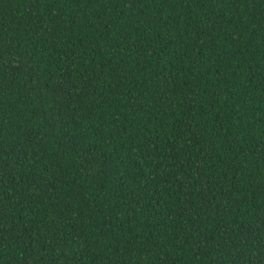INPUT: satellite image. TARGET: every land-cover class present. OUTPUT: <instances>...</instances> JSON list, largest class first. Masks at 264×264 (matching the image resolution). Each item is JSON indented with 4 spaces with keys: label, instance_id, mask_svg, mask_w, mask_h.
Returning <instances> with one entry per match:
<instances>
[{
    "label": "trees",
    "instance_id": "obj_1",
    "mask_svg": "<svg viewBox=\"0 0 264 264\" xmlns=\"http://www.w3.org/2000/svg\"><path fill=\"white\" fill-rule=\"evenodd\" d=\"M0 264H264V0H0Z\"/></svg>",
    "mask_w": 264,
    "mask_h": 264
}]
</instances>
